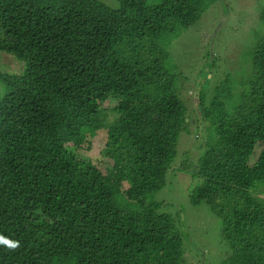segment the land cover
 <instances>
[{
	"label": "trees",
	"instance_id": "trees-1",
	"mask_svg": "<svg viewBox=\"0 0 264 264\" xmlns=\"http://www.w3.org/2000/svg\"><path fill=\"white\" fill-rule=\"evenodd\" d=\"M213 1L0 0V56L17 62L0 63V235L19 242L0 245V264L188 261L183 247L199 250L201 237L156 199L170 169L196 180L190 203L220 217L218 264H264V33L242 50L238 93L226 71L210 92L194 88L191 109L166 49ZM219 54L200 72L215 75ZM94 129L107 136L105 174L68 148ZM190 136L196 159L177 167Z\"/></svg>",
	"mask_w": 264,
	"mask_h": 264
},
{
	"label": "rangeland",
	"instance_id": "rangeland-1",
	"mask_svg": "<svg viewBox=\"0 0 264 264\" xmlns=\"http://www.w3.org/2000/svg\"><path fill=\"white\" fill-rule=\"evenodd\" d=\"M102 1L112 8L116 7L118 2V0ZM263 5L264 0H214L201 13L196 26L182 29L170 36L171 41L166 49L170 57L178 59L179 70L185 78L186 89L180 91L181 95L187 93V96L193 97V100L188 102L189 109L198 101V91L194 88L200 83L198 87L204 93L210 92L214 83L224 77L226 71L235 79L236 87L233 91L234 94L238 93L241 88L239 83L246 72L245 63L242 64V50L253 43L257 30L264 33V26L258 20L259 10ZM213 53H220L217 73L213 75V72L208 69V72H200L206 56ZM169 61L174 64L170 58ZM0 63L3 69L10 72L12 66L17 67V62L6 55L0 56ZM173 66L176 67V64ZM183 98L185 99V96ZM115 103V99H109L104 102V106H114ZM191 116L194 117L193 113ZM194 127H196L195 123ZM83 128L87 129V127ZM89 131L91 133L82 146H69L68 148L94 164L105 174L112 163V160L103 155L107 136L101 129ZM195 139V136L181 138L180 142H183V145L180 146L179 153L189 148L190 152L188 156L183 153L177 155V163H174L177 167H181L182 157L195 161L197 155L195 147L199 144ZM259 151L260 144L257 143L250 155V163L256 160ZM169 172L168 180L171 181L166 187V192L162 197L159 192L156 199L164 198V204L169 206L166 211L184 220L182 227L189 226V230H186L189 238L201 237L199 250H194L193 246L192 248L183 247L189 253V260L180 261V264H192L194 261L203 262V264L220 263L227 253L226 246L221 239L220 217L214 214L204 202L200 205L189 202L187 191L195 185L196 180L190 178L189 174L182 170L177 173L176 170L170 169ZM175 221L178 223L176 218Z\"/></svg>",
	"mask_w": 264,
	"mask_h": 264
},
{
	"label": "clouds",
	"instance_id": "clouds-1",
	"mask_svg": "<svg viewBox=\"0 0 264 264\" xmlns=\"http://www.w3.org/2000/svg\"><path fill=\"white\" fill-rule=\"evenodd\" d=\"M197 22L193 26H196ZM0 245H3V246H5V247H7L9 249H15V248H17L19 246V242L18 241L11 240V239L3 236V235H0Z\"/></svg>",
	"mask_w": 264,
	"mask_h": 264
}]
</instances>
